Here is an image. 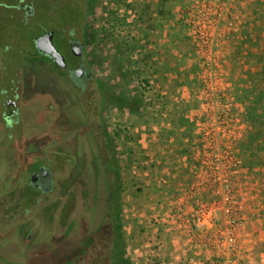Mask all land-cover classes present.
<instances>
[{"label":"flooded vegetation","instance_id":"1","mask_svg":"<svg viewBox=\"0 0 264 264\" xmlns=\"http://www.w3.org/2000/svg\"><path fill=\"white\" fill-rule=\"evenodd\" d=\"M96 1L0 0V264H31L49 226L50 250L71 256L59 264L112 263L113 93L88 51Z\"/></svg>","mask_w":264,"mask_h":264},{"label":"crops","instance_id":"2","mask_svg":"<svg viewBox=\"0 0 264 264\" xmlns=\"http://www.w3.org/2000/svg\"><path fill=\"white\" fill-rule=\"evenodd\" d=\"M188 1L118 0L125 69L161 89L136 111H122V224L134 264H192L200 255L171 214L177 198L193 186L192 154L200 135L198 65L179 23Z\"/></svg>","mask_w":264,"mask_h":264},{"label":"rangeland","instance_id":"3","mask_svg":"<svg viewBox=\"0 0 264 264\" xmlns=\"http://www.w3.org/2000/svg\"><path fill=\"white\" fill-rule=\"evenodd\" d=\"M193 1H188L183 11ZM96 2L87 19L90 32L88 51L96 72L113 94L118 97L127 95L136 106H140L148 99V94L156 96L161 93V89L154 88V83L150 79L141 78V75L134 73L130 74L125 69L126 61L120 42L121 4L118 0ZM243 3L220 27L221 37L218 42L217 57L210 59L209 70L208 67L205 68L209 73L218 67V84L214 91L206 88L204 80L210 83L212 78L203 79L204 60L197 55L188 38L187 29L181 24L180 26L192 46L198 65L197 81L200 87L201 112L197 118L200 123V135L199 145L194 153L202 147V140L208 127L209 130L221 131L223 148H230L239 161L236 190L245 218L241 231L244 264H264V0H243ZM122 106L121 102L110 101L106 110V124L109 127L119 166V136L126 129ZM194 153L192 154L196 167L194 177L197 178L200 167L196 163ZM116 181L114 178L113 184H116ZM124 190L121 184V194ZM187 190L178 198L190 196L191 188ZM202 194L208 195V199L206 198V201L204 199L205 203L214 205L215 209H218V204L212 200L209 193H201V196ZM79 206L78 214L82 216L84 214L82 199ZM125 209V206H122L121 220ZM216 214L218 218L223 217L221 211H217ZM51 227H48L47 234L41 236L42 240L39 241L41 245L38 244L30 250L33 259L31 264H59L63 262L62 259L71 258L66 252L50 250L55 248L49 236ZM195 249L200 255L192 264H199L208 255L196 247ZM81 250L82 248L79 249L80 253ZM98 255L100 254L96 257ZM120 256L128 260L129 264H134L127 250L124 232ZM109 259L110 255L106 252L105 255L102 253L100 258L82 264H110Z\"/></svg>","mask_w":264,"mask_h":264},{"label":"built area","instance_id":"4","mask_svg":"<svg viewBox=\"0 0 264 264\" xmlns=\"http://www.w3.org/2000/svg\"><path fill=\"white\" fill-rule=\"evenodd\" d=\"M243 0H194L181 14L180 24L199 57L203 58V79L210 77L208 90H216L218 67L210 69V59L217 57L220 27L242 6ZM205 131V137L194 158L200 172L191 187L190 196L178 198L171 206L178 224L185 230L189 242L207 253L208 257L199 264H244V248L241 241L242 226L245 224L243 208L236 190L239 161L230 151L223 148L220 130ZM201 193H209L218 204L205 203ZM221 211L222 218L216 212Z\"/></svg>","mask_w":264,"mask_h":264},{"label":"trees","instance_id":"5","mask_svg":"<svg viewBox=\"0 0 264 264\" xmlns=\"http://www.w3.org/2000/svg\"><path fill=\"white\" fill-rule=\"evenodd\" d=\"M111 101H116V102H121L123 104L121 110H124L125 108L128 107L129 111H136V109L139 106H136V104H134L135 102L133 100H130V98L127 95H123V96H116L115 94H113V97L111 99ZM111 158H112V163H113V168H112V174L113 177L116 178V184H114L112 186V193L116 194V198H115V209L114 211H117V215L115 216V232H116V239L115 242H113V256H112V263L110 262V264H129V261L124 259L123 256H120V253L123 249V232H124V227L122 224V220H121V208H122V204H121V184H120V166L118 164V158H117V154L115 151V147L112 148L111 151ZM119 180V181H118Z\"/></svg>","mask_w":264,"mask_h":264}]
</instances>
